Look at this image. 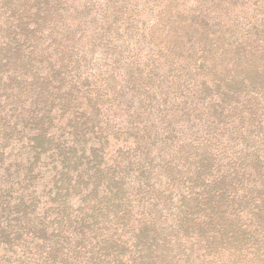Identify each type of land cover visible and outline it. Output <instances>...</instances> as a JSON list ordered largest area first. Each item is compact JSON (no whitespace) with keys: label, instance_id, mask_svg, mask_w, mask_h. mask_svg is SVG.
<instances>
[{"label":"trees","instance_id":"16d2710c","mask_svg":"<svg viewBox=\"0 0 264 264\" xmlns=\"http://www.w3.org/2000/svg\"><path fill=\"white\" fill-rule=\"evenodd\" d=\"M0 264H264V0H0Z\"/></svg>","mask_w":264,"mask_h":264},{"label":"rangeland","instance_id":"374dc122","mask_svg":"<svg viewBox=\"0 0 264 264\" xmlns=\"http://www.w3.org/2000/svg\"><path fill=\"white\" fill-rule=\"evenodd\" d=\"M193 3L192 1H190V4ZM241 1H239L237 3V5H240ZM231 13V16H238L239 18V22H243V18H247V16H250L253 12L252 10H250L248 13L245 11V10H242L240 7H237L235 8L234 10L233 9H230V11L226 14V17L228 18V15ZM248 19V18H247ZM246 30V28H235L234 30H232L231 34H235V35H238L240 34L241 32H244ZM234 37H232L233 39ZM137 51V50H136ZM144 52L141 53V56L144 57L147 55L148 52H145L146 50L144 49L143 50ZM147 58H144V60H146ZM186 78V77H185ZM190 83V82H189ZM192 84H194L193 82H191ZM169 84V82H168ZM192 88H191V85L187 84L184 85L182 84L181 82V85H178L177 86V89L176 91L174 90H169V91H166V95L171 97L174 101H185L189 95V91H191ZM180 93H183V94H180ZM180 125H183L182 123L180 124H176V128L178 129L180 127ZM184 132H187L186 130Z\"/></svg>","mask_w":264,"mask_h":264}]
</instances>
